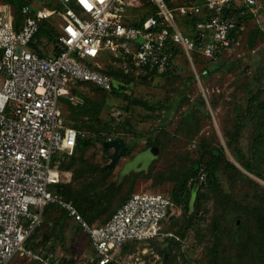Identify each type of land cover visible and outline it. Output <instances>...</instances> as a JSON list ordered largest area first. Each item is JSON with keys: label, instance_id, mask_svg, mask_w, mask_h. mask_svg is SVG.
Segmentation results:
<instances>
[{"label": "built area", "instance_id": "built-area-1", "mask_svg": "<svg viewBox=\"0 0 264 264\" xmlns=\"http://www.w3.org/2000/svg\"><path fill=\"white\" fill-rule=\"evenodd\" d=\"M133 1L138 0H59L64 10L45 7L34 14L24 10L19 31L10 8L0 6V264H11L17 256L40 264H60L54 253L29 246L51 204L65 210L89 237L94 249L91 262L109 264L126 243L171 236L164 232V225L170 217L180 216L181 210L167 194L135 193L102 226L87 223L62 198L59 187L69 180L61 171V160L74 154L84 133L68 124L60 99L80 103L71 94V87L78 83L112 91V79L87 64L103 54L112 55L131 72L145 67L177 71L173 43L192 62L196 44L180 25L204 10L209 16L195 23V31L202 38L203 55L216 59L218 52L231 47L229 36L238 26L226 11L233 3H243L261 22L264 0H191L190 5L175 8L164 0H150L157 12L139 25L124 18ZM55 15L61 17L56 29L61 52L44 57L30 46L42 24Z\"/></svg>", "mask_w": 264, "mask_h": 264}, {"label": "rangeland", "instance_id": "rangeland-1", "mask_svg": "<svg viewBox=\"0 0 264 264\" xmlns=\"http://www.w3.org/2000/svg\"><path fill=\"white\" fill-rule=\"evenodd\" d=\"M179 2L182 1L168 0V3L173 4L175 7L178 6ZM32 5L30 10H34V12L45 7L50 10H64L59 0H34ZM73 8L80 17L86 18L76 7ZM148 10H154L153 6H148V1H133L127 8L124 18L127 22H132L143 16ZM47 22L55 29H59L61 17L55 15ZM258 23L264 31V19ZM23 24L24 19L21 27ZM43 49L48 55L52 52L49 45ZM108 59L109 56L105 58V60ZM103 60L101 58L93 60L91 63L98 62L103 69L104 64H106ZM176 62L179 64V68L170 74L179 75L178 79L155 77L154 79L143 80L137 74L138 77L134 79L133 84L128 86L132 97L143 99L152 104L166 105L168 109L163 108V110L154 113L141 107H134L131 111L126 112L124 109L125 102L122 98L114 95H103L102 92L94 93L91 88L89 89L85 85L78 89L79 93L86 94L92 105L96 104L99 107L104 104L99 114L100 122L96 123L95 120L84 118V115L75 109L69 110L68 103L64 101L65 98L60 99V106L64 110L68 124L73 125L74 123L73 117H69L71 113L77 117V123H74V125L84 133L85 139L91 137L98 139L97 141L100 142L107 137L113 140H123L127 144L133 145L130 154L127 153L114 169H107L110 172L105 178L107 182H111L112 186L122 183L119 189L121 190V196L131 189L135 193L168 195L171 193L174 184L170 180L171 176L183 171L191 161H196L197 155L205 154L206 149L202 141L207 140L212 146L219 143L225 145L222 129L232 128L236 116L245 109L246 100L250 93L264 90V32L259 33V28L255 23H248L242 45L235 52L225 55L223 63L206 84H203L200 77L196 79L195 84H188V81L185 83V78L189 72L197 75L201 68L199 65L196 67L187 62L184 56H180ZM200 96L207 103L208 118L201 110L200 104L197 103ZM190 105H192V109L196 105L198 110L201 111V114H198L201 121L198 125L200 133L193 142L186 138L187 135L192 136L191 128L179 130L180 133L176 132L177 127L182 123V116L189 113ZM118 112L122 113L119 117L115 115ZM127 123L131 124L129 132L123 130L124 125H127ZM105 124L112 126V131L104 130ZM215 130L218 134L217 137L213 135ZM148 140L160 144L159 157L150 165L152 167L144 170L145 173H140L130 183V179L126 178L127 175H123V169L138 154L148 150ZM250 143L251 132L248 130L245 132L241 143L243 151L246 153L249 152ZM112 153L113 150L104 149L103 146L97 145L85 150L80 155L89 165L101 166L105 169V166L110 163L109 157ZM64 164L62 163L63 168L66 166ZM125 169H127V166ZM240 170L255 180L256 183L264 186L262 179L245 172L241 168ZM65 172L71 174V181L64 185H71V187L78 189L82 179L76 180L73 170ZM93 176L91 174L86 178L88 185L91 179L94 178ZM228 177L229 179L225 176L220 179L221 188L226 195L230 194L239 200L244 207L247 204L252 207L259 204V202L253 200L262 195L261 192L257 191L259 189L258 185L254 186L247 180H240L241 178L233 175V173L229 174ZM233 178H238L240 184L234 185ZM87 183L84 184L87 185ZM205 190L211 192V188L208 186L205 187ZM202 208L198 215H194L196 222L201 224L199 235L196 236V231H191L185 237H181L177 235L178 226L171 228L170 224H165L164 232L171 236H162L154 240L136 243L132 248L122 251L117 256V261L120 264H207L213 247L212 227L217 220L220 223L221 232H219L223 236L224 256L221 260L222 264H246L236 258L240 253V249L236 248L231 241V233L237 229L234 224L236 216L231 212L227 215L226 211L228 210L221 208L220 205L218 206L214 200L207 201L202 205ZM183 215L184 210L182 209L180 216L183 217ZM243 218L244 223L241 230L246 231L249 228L253 231L255 223L248 211H245ZM58 219V215H54V219H51L49 223L47 222L34 233V237L45 241L40 246L52 250L59 257L63 256L70 259V264H92L91 259L94 253L92 246L83 232L79 230L77 224L72 222L71 219H61L63 226L60 240L55 241L51 237V228L56 226ZM212 224L213 226H211ZM59 227L61 225L57 226V228ZM25 263L23 261L19 262V264Z\"/></svg>", "mask_w": 264, "mask_h": 264}, {"label": "trees", "instance_id": "trees-1", "mask_svg": "<svg viewBox=\"0 0 264 264\" xmlns=\"http://www.w3.org/2000/svg\"><path fill=\"white\" fill-rule=\"evenodd\" d=\"M33 1L34 0H0V6L10 8V12L14 19L15 29L17 31H19L21 28L22 20L25 19L23 11L30 10L31 6H33ZM146 1H148V6H153L155 11L156 7L149 0ZM165 1L168 3V0ZM181 1V4L190 5L192 3L191 0ZM48 5L50 4L48 3ZM30 12L32 14L35 13L34 10H30ZM227 14L234 16L237 19L238 26L229 36L231 40V47L227 50L218 52L216 59H209L203 55L200 48L202 38L195 31V23L199 20L207 18L209 13L204 10L199 17L188 20V22L181 24V29L183 32L186 35H189L196 44V50L193 54L194 66L197 67L199 65L201 68L199 69L197 75L193 72H189L185 78V83L188 81V84H195L196 79L200 77L203 84H206L207 81H209V78L216 73V71L219 69V66L223 63V58L225 55L235 52L242 45L243 36L247 30L248 23H255L259 28V33L264 32L262 30L263 28L258 23L259 21L243 3H233L232 6L226 11V15ZM144 15L145 16L142 19L152 14L146 12ZM56 31L57 30L54 27L45 21L34 37L30 46L31 49L44 57L58 56L61 50L57 44ZM207 41H209V38ZM47 45L51 46L52 48V52L49 55L46 54L43 49ZM170 45L176 56L181 55L182 51L179 46L174 45L173 43ZM1 56L2 51L0 49V57ZM187 62L189 61L187 60ZM101 72L108 75L112 79L113 88L111 92H105L92 83H78L71 87V92L77 97L79 95V97L83 99V103L75 106L69 100H64L68 103L69 110L75 109L83 114L84 116H82L84 118L95 120L96 123L100 122L99 114L104 104H101L99 106L100 108L96 104L92 105L89 97H87L86 94L79 93L78 89L80 87L87 85L89 89L91 88V90L94 91V93L102 92L103 95H114L116 97L122 98V100L125 102L124 109L126 112L131 111L134 107H141L149 112L155 113L158 110H163V108L168 109V107L159 103L152 104L143 99L132 97L128 86L133 84L132 82L138 76H140V78L143 80L154 79L155 77H168L170 79L179 78V75H171L170 73L175 72L171 70L158 72L156 69L145 67L136 70V72H131L124 70L119 65V61L116 63H106L104 68L101 69ZM246 101L245 109L242 110V113L236 116L232 128L222 129L223 139L226 146L221 143L217 144L216 146H212L209 144V141H202L206 149L205 154L200 156L197 155V158L195 159L196 161H191L189 166L183 171L171 176L170 180L174 184L171 193L168 195L180 210H184V215L183 217L172 216L167 220L166 224H170L171 228L178 226L179 229L177 231V235L181 237H185V235L191 231H196L197 236L200 234L199 227L201 224L196 222L194 215L199 214L201 209H203V204H205L207 201L214 200L218 206L220 205L221 208L228 210L226 211L227 215L231 212V214L236 216L234 224L237 229L231 233V241L236 248L240 249V253L236 256V258L240 262L246 264H264V186L256 183L255 180H253L251 177H248L240 170L241 168L245 172H248L249 174L254 175L264 181V90H260L256 93H250ZM197 103L200 104L201 110L205 114L206 118H208L209 113L207 103L204 99H202V96L199 97ZM210 104L213 107L211 102ZM191 107L192 105H190V110L188 111L189 113L185 114V116H182V123L177 127L176 132L180 133L179 130L191 128L192 136L187 135L186 138L193 142L196 136H198L200 133V128L198 125L201 121L198 117V114H201V111L198 110L196 105H194L193 109ZM69 117H73L72 120L75 124L77 123L76 116H73V114L70 113ZM74 123L72 126L76 127ZM127 125H124L123 130L129 132L131 124L127 123ZM111 127L112 126L109 124H105L104 130L112 131ZM212 127L214 128V126ZM248 130L251 132V143L249 152L246 153L243 151L241 143L245 132ZM216 132L217 131L215 130V134L213 135L217 137L218 134ZM97 140L98 139L91 137L85 139L84 135L80 136L74 154L72 156L62 158L61 162L63 161V163H65L64 165H66L64 168L61 166L62 170H73L76 180L82 179V183L78 189L71 187V185L63 184L60 185L58 190V192L62 195V198L67 202H71L77 208L83 219L92 226L96 223L101 225L106 224L113 217L116 211L122 206V204L126 202L133 194H135V192H133L131 189L121 196V190L119 189L122 183H118L117 186H112L111 182L109 183L105 180V178L110 174L107 169H104L101 166L99 167L89 165L88 162L82 158L80 153L91 147H96L97 145H101L104 148V144L107 142V140H109V138L105 137L100 142ZM147 143L148 149L151 147H158L161 151L159 143L153 142L151 140H148ZM132 147L133 145L127 144L128 154H130ZM237 165H239L240 168L237 167ZM145 172L146 171H132L127 175L126 178L130 179V183H132V180L135 177L137 178L140 173ZM231 173H233V175H237L238 178H241L240 180H247V182L252 183L254 186H259L257 191L261 192L262 195L253 199L259 202V204L255 205L254 207L250 206V204H247L245 205V208L239 202V200L235 199L230 194L226 195L223 192L220 179L223 176L229 179L228 175ZM91 174L94 175V178L91 179V182L88 185L86 178ZM238 178L232 179L234 185L240 184ZM84 183H87V185ZM206 186L211 188L210 193L206 191L207 189L205 190ZM245 211L250 213L252 220L255 223L253 231L249 228L246 231L241 230V226L244 223L243 217ZM54 215H58L59 218L56 226L51 228V237L55 241L60 240V237L62 236L61 231L63 225L61 219L69 218L72 222L77 224L79 230L83 232L92 246L89 237L81 229L80 225L73 218L69 217L68 213L61 209L58 205L51 204L45 208L44 220L41 227L47 224V222L49 223L51 219H54ZM59 225H61V227L57 228ZM211 226H213V224ZM212 228L214 237L212 242L213 247L212 251L210 252V258H208L207 264H222L221 260L224 256L223 236L220 233L221 229L219 221L216 220ZM44 243L45 241L39 239L38 237H34L33 235L29 241V246L31 249L38 252L45 251L54 253L52 250H47L40 246ZM136 243L141 242H130L124 244L122 248L117 253H115L113 261L109 264H120V262H118L116 259L117 256H119L122 251L132 248ZM55 257L57 260H59L60 264H70V259L68 258H64L63 256L59 257L56 254ZM20 261L26 262L25 264H40L23 256L15 257L11 264H19ZM92 264L99 263L98 261H94Z\"/></svg>", "mask_w": 264, "mask_h": 264}, {"label": "water", "instance_id": "water-1", "mask_svg": "<svg viewBox=\"0 0 264 264\" xmlns=\"http://www.w3.org/2000/svg\"><path fill=\"white\" fill-rule=\"evenodd\" d=\"M104 149L113 150L112 155H110V163L105 166V169L112 170L114 169L127 154V144L123 140H112L107 141L104 144ZM159 157V148L151 147L148 150L138 154L133 161L127 163V169H123V175H128L133 170L136 172L147 170L153 161L157 160ZM139 165H141L139 167Z\"/></svg>", "mask_w": 264, "mask_h": 264}, {"label": "crops", "instance_id": "crops-1", "mask_svg": "<svg viewBox=\"0 0 264 264\" xmlns=\"http://www.w3.org/2000/svg\"><path fill=\"white\" fill-rule=\"evenodd\" d=\"M165 1V0H164ZM166 2V1H165ZM167 3V2H166ZM154 5V4H153ZM167 5L170 7V8H175V6L173 5L172 6V4H170V3H167ZM179 5H188V4H181V2L178 4V6ZM155 6V5H154ZM172 6V7H171ZM177 6V7H178ZM156 7V6H155ZM147 13L149 12V13H151L152 15H150V16H154L155 14H156V12H157V8L155 9V11L154 10H148V11H146ZM145 12V13H146ZM144 13V14H145ZM145 15H143V16H140V18H138V19H136V20H134V21H132V22H130V23H132V24H134V25H139L142 21H144L146 18H148V17H150V16H148V17H146V18H144V19H142L143 17H144ZM196 18V17H195ZM47 22V21H46ZM188 22V21H187ZM182 23H184V22H182ZM186 23V22H185ZM181 26V25H180ZM21 29V28H20ZM19 29V30H20ZM107 56H109V59L108 60H105V58H107ZM180 56H184L193 66H194V63H193V56H192V62L186 57V55H185V53H183V52H181V55H178L177 56V58H176V61L178 60V58L180 57ZM102 59H104L103 61H104V63H107V64H109V63H116L115 62V59L112 57V55H110V54H103V56L101 57ZM99 60V59H98ZM98 63V62H97ZM89 66H91L93 69H95V70H98V71H101V69L102 68H97L93 63H87ZM99 64V63H98ZM105 65V64H104ZM158 71V70H157ZM159 72V71H158ZM71 94L73 95V96H75L77 99H81V97H77L75 94H73L72 92H71ZM83 103V100L81 99L80 100V103H78L77 105H80V104H82ZM77 105H75V106H77ZM62 110V112L64 111L63 109H61ZM63 115H64V112H63ZM64 118L66 119V117H65V115H64ZM113 140V139H112ZM111 140V141H112ZM127 144V143H126ZM62 163H63V161L61 162V166H62ZM61 171L62 172H64L65 173V175L67 176V178H68V180H69V182L71 181V174L70 173H67V172H65V170H62V168H61ZM94 225H97V226H99V225H101V224H99V223H96V224H94ZM104 225V224H103ZM102 226V225H101ZM45 238V237H44ZM55 254V253H54Z\"/></svg>", "mask_w": 264, "mask_h": 264}]
</instances>
